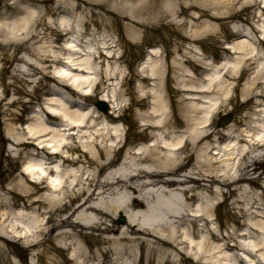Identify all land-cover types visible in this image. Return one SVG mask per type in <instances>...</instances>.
<instances>
[{
    "label": "bare ground",
    "instance_id": "obj_1",
    "mask_svg": "<svg viewBox=\"0 0 264 264\" xmlns=\"http://www.w3.org/2000/svg\"><path fill=\"white\" fill-rule=\"evenodd\" d=\"M115 1L125 10L117 13L119 17L113 16L115 12L107 4L93 0H5L0 10V55L12 59L24 50L23 68L15 72L23 82L43 68L25 51L47 59L46 67L61 63L64 68L46 79L88 99L98 84L123 76L115 66L109 75L104 72L98 81H92L95 66L102 68L106 60L114 63L123 57L102 50L96 55L78 45L83 31H77L66 15L61 18L59 36L73 34L62 47L63 53L54 55L53 48L46 51L36 47L33 40L39 37L38 26L43 21L41 4L53 3L54 15L65 6L74 15L80 10L103 20L112 16L114 23L127 19L130 38H138V27L147 30L157 24L168 31L167 42H177L176 51L185 42H192L187 52L197 50L205 29L213 26L211 22L225 27L240 18L242 11L254 7L259 10L252 16L257 24L235 27L234 32L240 36L223 48L229 56L215 61L195 54L192 68L198 72L194 75L187 71L194 75L190 84L184 82V60L174 59V77L169 79L165 71L170 66L161 50L153 48L138 67L137 94L124 88L125 84L120 88L109 86L97 101L109 102L110 111L81 110L80 104H69L51 89L55 96L32 111L26 126L18 128L17 134L11 132V127L7 140L18 146L17 153L26 148L31 151H27L29 161L24 170L8 189L12 200L0 201V264H15L11 259L15 251L3 246H11L15 238L25 239V252L39 244H53L54 239V251L75 264H264V189L254 191L249 198L250 189L238 186L244 181L260 186L257 179L246 174L248 161L262 162L264 156L254 154L264 149V107L256 110L251 129H228L230 140L223 145L218 146V137L209 132L208 126L222 102L233 98L231 80H239L249 70L254 69V75L244 90V104H264V59L256 60L259 49L255 36L259 32L263 39L260 43L264 41V23L259 22L264 15V0ZM98 8L101 11L94 13ZM186 17L197 24L192 33L182 29ZM108 44L104 46L107 50L115 47ZM1 61L0 80L4 71ZM9 90V84L1 81L0 103L6 100ZM171 93L178 97L179 105L190 99L189 115L182 117L177 110L169 111ZM127 95L131 105L139 107L136 117L141 120L140 133L149 142L136 143L124 154L125 143L118 126L124 121L123 112L128 106L123 97ZM3 113L10 119L6 110ZM52 119L58 123L52 125ZM182 124L185 130L179 129ZM45 191L50 193L44 195ZM234 193L238 198L232 205L240 211L235 217L245 220H237L239 227L224 234L222 224L213 215L217 205L229 207ZM37 195L40 197L35 198ZM22 196L23 207L38 205L36 213L14 210ZM42 206L50 214L43 220V227ZM118 213L125 215V224L117 223Z\"/></svg>",
    "mask_w": 264,
    "mask_h": 264
},
{
    "label": "rangeland",
    "instance_id": "obj_2",
    "mask_svg": "<svg viewBox=\"0 0 264 264\" xmlns=\"http://www.w3.org/2000/svg\"><path fill=\"white\" fill-rule=\"evenodd\" d=\"M5 0H0V10L2 9L1 5H4ZM12 0H6L7 3H10ZM99 4H107L110 9L115 12L113 14L117 15L122 14L125 10L118 4V1L115 0H93ZM240 3L236 4L239 7ZM54 4L53 3H43L41 4V9L39 14L40 17L43 18L42 23L38 26V31L40 30L41 33L39 37L34 39V45L36 47H41L42 49L48 51L53 48L54 55H61L63 53L62 47H64L67 40L72 37L71 35L62 34L59 36V26L61 22L62 16L66 15V17L70 20L71 24L74 25V28L77 31H83V39L78 40V45H83V47L90 53H94L98 55V51L102 50L106 52H113L116 53L118 56H122L123 59L119 62H104V65L95 66L96 74H92L90 80L98 81L101 78V75L106 72L107 75L110 74L112 67H117L119 71L122 72L123 76L120 78L114 76L113 79L107 80L104 83H100L93 88L94 93L88 99L86 97H82L79 94H75L70 90L58 86L54 84V82L46 79V76L54 73L58 69L64 68V66L60 63H52L51 67L49 66V62L45 58H40L37 54L31 51H25L27 54L32 58L35 63H39L43 66L42 69H39L38 72L31 77H27L25 82L21 81L18 76H15L16 69L19 67L23 68V62L21 61V56L24 54V50H20L12 59L5 58V56H1V66L4 67L3 77L0 80L8 83L10 86V90L6 93V100L3 103H0V201L12 200V193L9 192V188L12 187L14 182L16 181L17 175L24 170L25 166L29 161V155L27 151H31L30 148H26L22 150V153H17L18 146L13 144V141H8V131L13 128L11 131L14 134H17L18 128L24 127L30 120V116L32 111L37 107L45 106V102L48 98L54 97V93L57 91L64 99L71 102H76L81 105V110L84 107L85 110H90L93 112L94 110H99L96 102L101 100L102 97L107 93V88L112 86V88H120L122 84H125L124 88H129L134 90L135 94H137V90L135 85L137 84L136 81V74L138 67L141 63L144 62L148 52L150 49L156 48L161 50V54L163 59L167 62L170 66L165 72L169 79L173 80L174 71L172 69V62L175 58H180L184 60V65L186 69V76L184 77V82L187 84L191 83V77L195 75L196 71L192 68L193 63L196 56H200L205 59H211L215 61H219L222 58L229 56V53L223 50L224 45L233 41L234 39H238L240 35L234 32L235 27H252L255 23L256 17L252 18V16L258 14V7L251 8L250 10H245L241 12V17L238 19H234L228 22L225 27H222L219 22H211L213 26L211 28H206V33L202 36L203 42L201 44H197V50L187 52V48L193 45L192 42H185L184 46L181 49L176 51V46L178 44L176 41L172 40L171 42H167V37L169 36L168 31L164 28H160L159 25L154 24L153 27H149V29L144 30L140 28V33L138 38L129 37L128 32L126 30V26L129 23V20L118 19L120 22H113V18L107 17L105 20L100 19L98 16H92L87 13V11L81 13L80 10L74 15L69 10H66V7H59V13L54 15ZM9 11L11 12V7H9ZM3 10V9H2ZM94 13H98L97 11H101L99 8L93 10ZM121 12V13H120ZM89 15V17H88ZM109 16V15H108ZM118 16V15H117ZM119 17V16H118ZM92 18V19H91ZM182 21L184 18H180ZM251 19V20H250ZM186 23L182 29L184 32L188 31L192 33L197 24L193 25V21L191 18L186 17ZM260 23H264V15L263 18L259 21ZM114 23V24H113ZM155 23V22H153ZM178 23V22H177ZM175 23V24H177ZM51 24V25H50ZM52 24L54 25L52 27ZM205 28V27H203ZM257 38V46L259 49V54L256 60L264 59V41L260 39V33L257 32L255 34ZM243 38V37H240ZM138 39V40H137ZM109 43V44H108ZM105 44L109 46H113L111 49L107 50L104 48ZM170 50V52L168 51ZM201 50V55L197 54ZM3 52V51H2ZM4 53V52H3ZM65 59V58H64ZM102 69V70H101ZM54 70V71H53ZM194 73V75H189V72ZM52 71V72H49ZM199 73H203V70H200ZM188 74V75H187ZM15 77H11V76ZM254 75V69L249 70L248 72L242 74L239 80H231L234 84L232 86L231 96L233 98L229 101L222 102V106L218 110L219 112L216 113L214 116L213 124L210 125L211 130L209 132L212 133L214 137H218V146L221 144L228 143L230 138L226 136V132L228 129L234 130L235 132L244 131L251 129L253 125V118L257 113L256 110L259 107H264V104L259 106L256 101L250 102L248 104H244L246 97L244 96V90L249 86V79ZM198 79L200 75H197ZM198 79L195 78V81ZM172 83V82H171ZM166 84V83H165ZM3 88H1L2 90ZM51 89H54V93H51ZM134 95V94H133ZM59 96V95H56ZM168 96V95H167ZM61 97V96H59ZM178 98V97H177ZM175 95L171 93V99L168 96V108L169 111L172 109L177 112L181 113V116L186 117L189 115L188 111V103L190 99H187L182 104H177ZM124 103L126 106V110L123 112L124 114V121L120 122L118 126L121 128L122 133V142L125 140L124 145V154L127 150L131 148L132 145H135L139 142L148 143L146 139L142 138V134L140 133L141 128L139 124L141 120L136 117V112L139 110V107L135 105H131L130 95L124 96ZM13 103L10 106L6 105V102ZM263 102V101H262ZM109 103V102H108ZM264 103V102H263ZM109 109L111 110V104L109 103ZM131 105V106H130ZM130 106V107H129ZM8 108V109H6ZM6 110L10 119H6L7 116L3 113ZM104 112L103 110H99ZM221 112V113H220ZM105 113V112H104ZM232 115L230 124L225 127H220L219 122L226 116ZM6 117V118H5ZM52 125L56 122L54 119L51 120ZM55 121V122H54ZM264 123V120L262 121ZM12 127V128H11ZM185 125H181L179 128L180 130H185ZM209 128V129H210ZM16 136V135H15ZM3 138L6 140L3 141ZM242 144H247L246 142ZM23 148V147H22ZM264 154V149L254 152V154ZM124 154L120 155V161L123 160ZM73 155L78 156V153H74ZM59 160V159H58ZM59 163V161H58ZM247 167V177H253L257 179L260 186H256L250 184L247 181L239 183L238 186H246L250 189L249 198L253 197L254 191H261L264 189V156L262 158V162H254L253 160L248 161ZM75 167V166H74ZM49 191H45L44 195L49 194ZM35 198H39L40 196H34ZM20 202L18 206L14 208V210L18 211H25V212H37L36 208L38 207L37 204H33L32 207H23V196L20 197ZM238 198L237 194H232L229 198V207L225 204L217 205V208L214 212V217L218 218V222L222 224V233L228 234L233 230L234 227H239V223L242 220H245L242 217H235V214L238 216L240 211L233 208L232 202ZM220 200V199H219ZM6 210V208H4ZM9 209V208H8ZM261 209L264 210V203L261 204ZM40 210H43L40 216V226L43 227L44 219L50 215L46 209L40 207ZM2 211V210H1ZM239 220V223H237ZM117 223L122 225L126 223V217L123 213H118L117 215ZM218 226V224L216 223ZM34 228H31L33 230ZM42 238V236H41ZM232 243L234 240L232 239ZM26 243L25 239H17L15 238L12 242L11 246L4 243V248L8 251H15L11 253V259L15 264H75L71 262L72 260L64 259L57 252L54 251L52 247L54 245V239H52V243H44L39 244L37 247L32 248L30 251H22L24 244ZM235 253H240L238 251H234Z\"/></svg>",
    "mask_w": 264,
    "mask_h": 264
},
{
    "label": "water",
    "instance_id": "obj_3",
    "mask_svg": "<svg viewBox=\"0 0 264 264\" xmlns=\"http://www.w3.org/2000/svg\"><path fill=\"white\" fill-rule=\"evenodd\" d=\"M103 108L104 110L106 111L108 106L106 104H103ZM230 121V116L229 117H226L224 118L221 122H220V125H226L227 123H229Z\"/></svg>",
    "mask_w": 264,
    "mask_h": 264
}]
</instances>
